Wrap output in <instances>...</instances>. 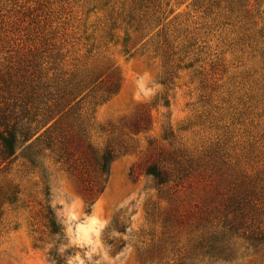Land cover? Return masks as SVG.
I'll return each instance as SVG.
<instances>
[{
	"label": "rangeland",
	"instance_id": "1",
	"mask_svg": "<svg viewBox=\"0 0 264 264\" xmlns=\"http://www.w3.org/2000/svg\"><path fill=\"white\" fill-rule=\"evenodd\" d=\"M11 68L75 76L88 143L129 150L101 194L94 162L82 186L60 146L42 169L2 165L0 264H175L244 188L264 221V0H0V75ZM161 153L185 177H147ZM232 264H264V251Z\"/></svg>",
	"mask_w": 264,
	"mask_h": 264
},
{
	"label": "trees",
	"instance_id": "2",
	"mask_svg": "<svg viewBox=\"0 0 264 264\" xmlns=\"http://www.w3.org/2000/svg\"><path fill=\"white\" fill-rule=\"evenodd\" d=\"M11 69L10 74L0 75V168L20 158L32 167L42 169L44 154L52 153L56 146H60L71 160L68 170L82 186L86 183L87 166L90 161L94 162L92 165L98 175L95 193H103L115 154L126 153L129 149L123 144L112 147L108 143L98 154L88 143L81 116L84 98L77 100L85 92L82 83L75 76L64 80L63 74H58L55 79H50L46 71L39 69L33 72ZM118 87L115 84L104 95L97 97L94 106L107 102L111 95L117 93ZM148 122L147 117L141 116L130 125L131 132L139 134L145 131ZM69 130L71 134L67 135ZM66 146L72 151H68ZM82 150L80 157H76ZM174 154L177 157V153ZM163 155L161 153L158 157L161 166L153 164L146 170L147 177L159 186L176 183L188 172L180 167L176 159H171L174 167L177 166L175 170L165 167L170 160L164 159ZM257 198L254 190L244 188L239 196L227 200L224 206L227 219L223 225L214 227L193 241L190 250L175 264H232L262 254L264 221H259L263 212ZM44 218L50 234L60 235L62 229L49 206L45 208ZM239 241L244 244V251L240 250Z\"/></svg>",
	"mask_w": 264,
	"mask_h": 264
}]
</instances>
